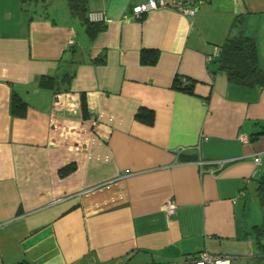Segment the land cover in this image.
<instances>
[{
  "label": "crops",
  "instance_id": "0c3cea01",
  "mask_svg": "<svg viewBox=\"0 0 264 264\" xmlns=\"http://www.w3.org/2000/svg\"><path fill=\"white\" fill-rule=\"evenodd\" d=\"M65 1L58 18L55 0H0V264H175L204 251L264 264V88L230 83L215 55L243 33L264 69V0H203L192 17L87 0L105 26L93 40ZM142 50L157 61L143 65Z\"/></svg>",
  "mask_w": 264,
  "mask_h": 264
},
{
  "label": "trees",
  "instance_id": "16d2710c",
  "mask_svg": "<svg viewBox=\"0 0 264 264\" xmlns=\"http://www.w3.org/2000/svg\"><path fill=\"white\" fill-rule=\"evenodd\" d=\"M22 8L27 10L31 6L45 5L50 0H19ZM71 18H77L84 25L86 34L93 40L105 26L103 22L90 21L87 9V0H67ZM198 2L200 0H193ZM203 1V0H202ZM245 18L241 15L236 16L232 27L244 23ZM218 70L225 74L228 81L233 84L264 88V69L260 65L257 43L253 37L239 33L236 36H228L225 42L217 51ZM158 58V52L153 50H142L140 52V62L143 65H153ZM54 78L42 77L39 85H51ZM185 83V85H184ZM193 83L185 78L178 77L175 80L174 87L179 90L191 92ZM85 112V106L83 105ZM26 104L16 95H12L10 112L14 116H24ZM136 120L140 122L152 123V114L145 109H140L135 114ZM72 166L66 167L60 171L63 175L69 173ZM260 195L264 204V180L259 186Z\"/></svg>",
  "mask_w": 264,
  "mask_h": 264
},
{
  "label": "built area",
  "instance_id": "2783aa9c",
  "mask_svg": "<svg viewBox=\"0 0 264 264\" xmlns=\"http://www.w3.org/2000/svg\"><path fill=\"white\" fill-rule=\"evenodd\" d=\"M202 2H203L202 0L198 2H195L193 0H147L142 4H138L132 7L131 13L134 17H139L140 15L147 13L152 9L169 7L181 14L192 17L196 14L198 6ZM217 53L218 52L216 50L215 55H217ZM207 60L211 61L212 56H208ZM92 124L94 126L96 125L95 120H92ZM182 150L183 148H180V150L178 151H182ZM256 161L259 163L260 162L259 158H257ZM223 163L225 162H220V164ZM162 209L168 215H172L176 211V205L173 200H168L162 206ZM175 264H230V259L226 256L215 255L204 251L198 254L193 259L180 261Z\"/></svg>",
  "mask_w": 264,
  "mask_h": 264
},
{
  "label": "rangeland",
  "instance_id": "374dc122",
  "mask_svg": "<svg viewBox=\"0 0 264 264\" xmlns=\"http://www.w3.org/2000/svg\"><path fill=\"white\" fill-rule=\"evenodd\" d=\"M55 2H57V4H58V6H57V9H58V12H57V14H58V18H61L63 15H64V13H65V10H66V6H65V0H55Z\"/></svg>",
  "mask_w": 264,
  "mask_h": 264
}]
</instances>
